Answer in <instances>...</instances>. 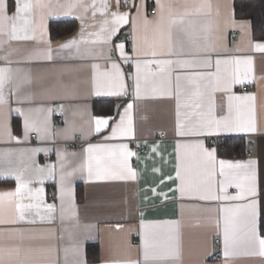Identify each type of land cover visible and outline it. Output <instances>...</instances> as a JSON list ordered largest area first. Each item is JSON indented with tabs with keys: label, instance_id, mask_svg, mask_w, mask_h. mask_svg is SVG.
Returning <instances> with one entry per match:
<instances>
[{
	"label": "crops",
	"instance_id": "0c3cea01",
	"mask_svg": "<svg viewBox=\"0 0 264 264\" xmlns=\"http://www.w3.org/2000/svg\"><path fill=\"white\" fill-rule=\"evenodd\" d=\"M4 3L6 15L12 17L16 0H12L11 9L8 0ZM41 3L43 7L27 16L31 21L27 31L23 30V17L15 22L16 35L27 39L11 38V20L0 24V68L10 70L4 87L5 102L0 104V172L11 169L15 175L22 174V182L27 185L19 199L25 205L23 219L15 203L0 206V264H264L259 256L224 257L225 214L221 208L243 201L201 200V193L195 191L182 194L176 176L178 166L186 180H195L198 172L191 149L178 145L202 140L206 147L216 148L215 139L243 137L246 154L242 158H221L217 151L216 158L258 161L259 231V219L264 215V52L253 46L264 41L253 39L250 21L235 19L234 0H159L162 9L157 0ZM69 4L75 7L71 15H65ZM113 13L127 14L128 22L114 20ZM64 21H74L76 29L63 38L51 39L50 23ZM230 31L238 32L239 37L230 40ZM70 39L78 44L62 49L60 46ZM49 49L51 59L47 58ZM249 56L254 61V83L235 84L227 92L208 91L217 116L225 114L229 95L254 94L259 131L177 135L176 76L215 74L218 59ZM154 60H188L193 65L173 63L165 66L164 73L150 76L159 72L156 64L146 65ZM113 63L122 74L123 94L95 95L94 77L107 88L104 74L112 71ZM137 63L141 66L142 92L138 100ZM232 69L233 65L221 63V76ZM208 82L205 79L202 83ZM181 83L187 85L188 81L182 79ZM96 100H112L114 113L95 115L92 108ZM192 100L188 93L180 102L183 106ZM128 103H133L132 134L106 139ZM185 111L182 107L181 122L190 127ZM94 117L108 118L109 125L96 133ZM56 118H62V122L56 123ZM14 120L21 127L18 133L14 132ZM161 134L164 137H159ZM120 144L134 154L128 163L136 173L135 179L89 178L85 168L64 184L62 193L59 156L79 166L87 159L84 150L89 145ZM113 170L120 171L118 165H113ZM218 171L217 164L214 194L235 195L237 189L231 186L220 192ZM15 175L0 178V193L16 189ZM142 236L152 244L149 259L144 258ZM216 239L219 243L215 245ZM89 244L97 246L96 261L86 255ZM151 253L167 254V258L154 259Z\"/></svg>",
	"mask_w": 264,
	"mask_h": 264
},
{
	"label": "snow or ice",
	"instance_id": "6c2138e0",
	"mask_svg": "<svg viewBox=\"0 0 264 264\" xmlns=\"http://www.w3.org/2000/svg\"><path fill=\"white\" fill-rule=\"evenodd\" d=\"M158 8L162 9V5L157 0ZM41 0H16L15 14L12 17L6 15V5L4 0H0V24L9 20L11 25L12 39H27L28 37H20L16 35L18 19L24 18L23 30L27 31L31 21L27 18L35 8L43 7ZM75 4H69L65 15H71ZM114 20L127 23V14L118 15L113 13ZM182 20V18H181ZM115 31V30H114ZM78 44L76 39H70L60 47L62 49H71ZM122 45H117L121 48ZM254 50L264 52V44L258 43L253 46ZM155 55V53H153ZM47 58L51 59V49L48 50ZM156 64L158 66V73H149L150 76H156L165 72V66H170L173 63L180 67H189L193 65L192 61L188 60H154L147 61V64ZM221 63L233 65L231 71L226 72L223 76L220 74ZM217 72L215 74H194L189 77L176 76V91L175 97L177 100V135L180 136H213L221 133H244L255 134L259 131L257 111H256V96L252 93L244 95H229L227 97V104L225 114L216 115V105L211 97L212 92L230 91L231 86L235 84L243 85L245 83L252 84L255 82V68L252 57H235L230 60H217ZM95 67V65L93 66ZM112 71L105 73L108 80L107 88L96 82L94 77V93L95 95L106 94L110 96H120L123 94L124 84L121 79V72L119 66L115 63L111 65ZM136 84H135V99H140L141 92V66L136 64ZM9 69L0 68V104L5 102L4 87L10 79ZM214 77L213 79H210ZM147 79V77H145ZM182 79L187 80L188 84L181 83ZM208 79L207 84L202 83ZM155 92L156 89H153ZM190 93L193 98L192 102L181 105V96ZM168 95L171 96V80H168ZM207 101V102H206ZM184 112L188 124L181 122V109ZM132 109L133 103H128L124 112L120 115V120L112 128V134L106 139H114L117 137H127L132 134ZM15 111H19L18 109ZM22 114V113H21ZM194 118V120H193ZM95 132L99 133L103 128L109 125L108 118L94 117ZM29 124L26 120L25 129L28 130ZM33 128L39 132L40 128L33 125ZM191 149L194 159L197 161V178L195 180H186L182 175L178 166L177 179L181 181L179 191L183 194L186 191H195L201 193L199 199L201 200H231L243 201L229 207H222L221 212L224 213L223 226V254L225 259L238 256H259L264 258V237L258 231V161L255 159H248L246 161H228L219 160L216 158V148L206 147L202 140H196L193 144L178 145V148ZM87 159L83 164L74 166L71 160L64 156H59L61 168V191H64V184L70 183L72 178L78 171L86 168L89 178L93 175L97 179H135L136 173L130 167L128 159L134 155L128 150L127 145L120 144L116 146L106 145H89L85 150ZM117 152L119 158L117 159ZM75 156L74 153L70 154ZM218 175L221 178L219 181L220 192L225 193L229 186L237 189L233 196L214 194L215 177ZM113 165H118L120 171L117 173L113 170ZM15 173L9 169L6 172H0V178H7L13 176ZM17 180V187L14 191L0 193V206L15 203V209L19 214V218L23 219L25 205L19 202L22 190L27 185L22 182V174L15 175ZM39 191V190H37ZM155 191V190H153ZM31 207V205H28ZM52 210L53 206H47ZM3 223V221H0ZM142 229L144 225H141ZM144 246V258H150V249L152 244L146 236H142ZM151 258L165 259L167 254L157 256L151 253ZM135 264V262H130Z\"/></svg>",
	"mask_w": 264,
	"mask_h": 264
},
{
	"label": "trees",
	"instance_id": "16d2710c",
	"mask_svg": "<svg viewBox=\"0 0 264 264\" xmlns=\"http://www.w3.org/2000/svg\"><path fill=\"white\" fill-rule=\"evenodd\" d=\"M235 19L248 20L251 23V32L254 40L264 41V0H234ZM8 8H12V0H8ZM77 27L74 21L51 22L49 35L51 39L63 38L72 33ZM94 114L111 115L114 113L112 100H96L93 103ZM14 132L21 129L18 120L13 121ZM246 142L242 137H227L217 141V154L221 158H242L246 154ZM78 199L81 200L80 192ZM259 232L264 236V215L260 217ZM89 260L98 259L97 246L89 244L86 249Z\"/></svg>",
	"mask_w": 264,
	"mask_h": 264
},
{
	"label": "built area",
	"instance_id": "2783aa9c",
	"mask_svg": "<svg viewBox=\"0 0 264 264\" xmlns=\"http://www.w3.org/2000/svg\"><path fill=\"white\" fill-rule=\"evenodd\" d=\"M151 12H153V11H151ZM125 37H126L127 40L130 38L128 35H126ZM238 37H239V33L238 32H236V31H230L229 32V39L230 40H235ZM55 122L56 123H61L62 122V118H56ZM159 137H164V135L161 134V135H159ZM33 138H34V136H33ZM213 142H214V144H217V140L216 139L213 140ZM140 152H143V150H141ZM214 243H215V245L218 244L219 243V239H216Z\"/></svg>",
	"mask_w": 264,
	"mask_h": 264
}]
</instances>
